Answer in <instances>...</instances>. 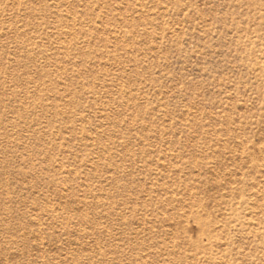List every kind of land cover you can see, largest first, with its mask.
<instances>
[{
  "label": "rangeland",
  "instance_id": "1",
  "mask_svg": "<svg viewBox=\"0 0 264 264\" xmlns=\"http://www.w3.org/2000/svg\"><path fill=\"white\" fill-rule=\"evenodd\" d=\"M0 264H264V0H0Z\"/></svg>",
  "mask_w": 264,
  "mask_h": 264
}]
</instances>
